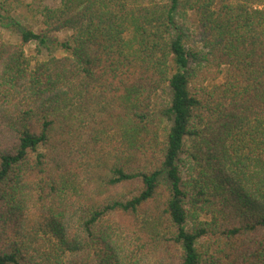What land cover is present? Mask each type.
<instances>
[{
    "label": "trees",
    "instance_id": "obj_1",
    "mask_svg": "<svg viewBox=\"0 0 264 264\" xmlns=\"http://www.w3.org/2000/svg\"><path fill=\"white\" fill-rule=\"evenodd\" d=\"M263 1L0 0V264H264Z\"/></svg>",
    "mask_w": 264,
    "mask_h": 264
},
{
    "label": "rangeland",
    "instance_id": "obj_2",
    "mask_svg": "<svg viewBox=\"0 0 264 264\" xmlns=\"http://www.w3.org/2000/svg\"><path fill=\"white\" fill-rule=\"evenodd\" d=\"M28 0H23V2H26ZM50 0H47V2H49ZM261 8L264 9V1H263V5L261 6ZM17 12H19V14L21 15H25L26 11L25 8H20L19 10H17ZM188 15H190L188 13ZM179 17V14H178ZM179 23L181 22V19H178ZM55 41L50 40L49 43V48L46 49H42L41 53L39 54L38 58L39 59H46L48 58V56H62L64 53L61 51L60 47H59V43H62L64 41H66V36L62 33H58L54 36ZM33 49V47H32ZM33 53V52H32ZM31 52H27L28 55H32Z\"/></svg>",
    "mask_w": 264,
    "mask_h": 264
}]
</instances>
